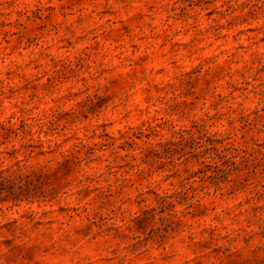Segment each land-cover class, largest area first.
Masks as SVG:
<instances>
[{"label":"rangeland","instance_id":"obj_1","mask_svg":"<svg viewBox=\"0 0 264 264\" xmlns=\"http://www.w3.org/2000/svg\"><path fill=\"white\" fill-rule=\"evenodd\" d=\"M0 264H264V0H0Z\"/></svg>","mask_w":264,"mask_h":264}]
</instances>
